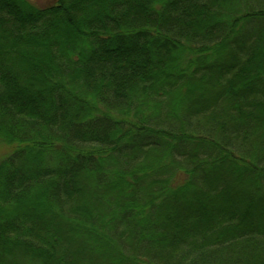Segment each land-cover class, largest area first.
<instances>
[{"label":"trees","instance_id":"obj_1","mask_svg":"<svg viewBox=\"0 0 264 264\" xmlns=\"http://www.w3.org/2000/svg\"><path fill=\"white\" fill-rule=\"evenodd\" d=\"M0 0V264H264V0Z\"/></svg>","mask_w":264,"mask_h":264},{"label":"rangeland","instance_id":"obj_2","mask_svg":"<svg viewBox=\"0 0 264 264\" xmlns=\"http://www.w3.org/2000/svg\"><path fill=\"white\" fill-rule=\"evenodd\" d=\"M32 1L38 6L45 7L48 5L47 3H49L52 0H32ZM9 154L10 151L7 148L0 145V160H3Z\"/></svg>","mask_w":264,"mask_h":264}]
</instances>
